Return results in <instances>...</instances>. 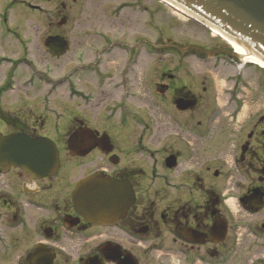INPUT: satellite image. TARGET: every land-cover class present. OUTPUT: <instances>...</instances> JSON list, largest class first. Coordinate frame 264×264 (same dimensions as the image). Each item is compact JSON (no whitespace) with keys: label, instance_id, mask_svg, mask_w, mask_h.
I'll list each match as a JSON object with an SVG mask.
<instances>
[{"label":"flooded vegetation","instance_id":"flooded-vegetation-1","mask_svg":"<svg viewBox=\"0 0 264 264\" xmlns=\"http://www.w3.org/2000/svg\"><path fill=\"white\" fill-rule=\"evenodd\" d=\"M54 1L58 12L43 30L23 19L16 25L12 20V8L18 5L25 13H42L40 0H0V132L48 138L58 150V167L49 176L0 169V256H18L19 264H27L30 255L37 261L50 258L49 264H264V221L254 219L264 209V114L239 121L246 94L237 96L231 107L200 104L187 80L169 70L157 74L155 68L149 79L143 76L167 102V121L126 120L128 111L115 120L112 115L95 122L74 115L81 103L97 108L105 104L115 108L109 110L114 114L125 106L127 77L136 74L120 69L46 72V60L58 65L70 50L62 32L65 3ZM140 5L134 0L109 9L106 30H83L88 53L78 47L74 58L89 65L151 58L158 47L156 32L151 40L140 35L124 40L127 24L139 27ZM153 9L149 5L148 27L155 30ZM60 37L67 48L52 55L47 41ZM191 48L196 56L218 57L224 65L239 61L225 44L206 52ZM14 80L23 88L17 98ZM82 80L93 88H76ZM231 81L235 85L238 80ZM202 91L207 92L206 86ZM177 100L195 104L178 110ZM196 114L204 120L193 121ZM77 128L95 135L87 143L97 145L84 155H71L66 147ZM218 161L220 167L209 166ZM92 175L119 182L122 206L103 219L94 217V209H78L71 196L76 183ZM205 176L218 183L205 181ZM233 199L245 221L232 216L233 203H227Z\"/></svg>","mask_w":264,"mask_h":264},{"label":"rangeland","instance_id":"rangeland-1","mask_svg":"<svg viewBox=\"0 0 264 264\" xmlns=\"http://www.w3.org/2000/svg\"><path fill=\"white\" fill-rule=\"evenodd\" d=\"M62 1L65 3V9L61 13L63 17L66 16L67 18L66 26L62 27V32L67 37L70 50L58 65L46 60V72L86 74L93 72V69L98 73L117 72L120 69L130 75L133 73L136 74L135 76L127 77L125 81L127 88L124 92L127 95L125 106L121 109L117 108L114 114L110 113L109 110H114L115 108L108 109L105 107V104L97 108L93 107L92 104L81 103V107L79 106L77 108L76 112L73 113L74 115L86 118L88 122H95L103 118L108 119L112 115L114 116L112 119L115 120L120 114L128 111L125 112L126 120H149V122L155 120L167 121L168 118L165 117L166 112L164 108L167 102L158 97L154 92L151 81L144 80L143 76V74H147L146 78L149 79L148 74L153 73L155 68L157 74L168 72L169 70L172 74L180 77V79L187 80L190 83V88L200 95V104H205L208 101L211 104L216 102L218 105L231 107L234 104V100H238L237 96L246 94V97L243 98L245 105L239 121L245 120L247 115H250L255 120L257 116L264 114V68L255 64L246 63L244 68L240 69V64L232 66L224 65V62L219 60L218 57L210 58L205 56V54L196 56L194 49L188 50V46H190L189 48H200L203 52L209 51L210 48L218 44H225L228 48L230 46L219 37H212L210 30L192 20L187 21L186 18L173 11L162 1L151 0L152 3H149L150 0H138L141 3L140 10H142L140 23H138L139 27H135V25L128 27L127 24L124 40L128 42L130 40L129 38L137 35L151 40V38L155 37L154 32H156L158 47L156 53L151 55V58L142 55L141 60H138L136 64L125 65H117L114 63L89 65L85 61L83 63L78 62L74 56L78 47L82 48L85 54L87 47L85 42H88V40H84L82 37L83 30L105 31L107 25H109L107 22H104L105 17L110 16V13L107 15L108 10L116 8L117 5L119 6L120 4L122 5L123 3L134 0ZM40 4L44 7V11L40 14L25 13L23 6H14L12 8L13 24L16 25L17 22L20 23V20L23 19L29 25H38L44 30L49 25V18L54 17V14L58 12V8L54 0H40ZM149 5L154 7L152 14H156V19L155 17L153 18L155 19V30L148 27L150 18ZM145 8L147 9L146 15L143 13ZM75 26L76 28L74 29ZM98 27L100 28L98 29ZM118 33L119 35L122 34V32ZM88 56L89 61L91 60L94 63L95 59L89 54ZM75 66L76 68L74 69ZM18 71L19 69L16 70V72ZM79 78L82 79L83 77L79 76ZM232 78H237L238 80L235 85L231 81ZM20 84V82L17 83L14 80V91H16L14 92V98H17V94L22 96L21 90L23 88ZM203 85L206 86V93L202 91ZM79 86L86 92L93 88V86L83 80L77 82L76 88ZM118 95L124 94L120 92ZM215 97L217 98L216 101L214 100ZM201 118L196 114L193 121ZM201 120H204V118ZM209 166L211 168L220 167L221 161L211 163ZM204 179L209 182L207 176ZM217 180L215 179L209 183H218L216 182ZM223 184L224 182L221 186ZM233 194L236 195L239 193L233 191ZM231 203H233L231 206V210L233 211L232 216L239 217L241 221H245L243 217H246V215H241L242 211L239 210L235 199L228 200L227 204L230 205ZM254 219L264 221V209L254 215ZM262 254L264 255V252ZM244 258L246 260V251L242 259ZM20 261L21 258L11 254L5 257L0 256V264H19Z\"/></svg>","mask_w":264,"mask_h":264},{"label":"water","instance_id":"water-1","mask_svg":"<svg viewBox=\"0 0 264 264\" xmlns=\"http://www.w3.org/2000/svg\"><path fill=\"white\" fill-rule=\"evenodd\" d=\"M166 1L264 62V0ZM55 160L56 151L48 141L29 139L23 134H0V167L3 169L13 166L20 167L24 172L36 171L45 175L55 165ZM93 183L95 181L89 185ZM100 183L115 184L107 181ZM86 184L87 181H84L82 186Z\"/></svg>","mask_w":264,"mask_h":264},{"label":"bare ground","instance_id":"bare-ground-1","mask_svg":"<svg viewBox=\"0 0 264 264\" xmlns=\"http://www.w3.org/2000/svg\"><path fill=\"white\" fill-rule=\"evenodd\" d=\"M212 32L215 34H218L215 30H212ZM229 43L235 48V51H237L239 54H242L244 56V61L252 62V63L258 64L261 67H264L263 62L257 60L256 58H254L252 56L244 55L242 48L238 47L235 43H231V42H229Z\"/></svg>","mask_w":264,"mask_h":264}]
</instances>
